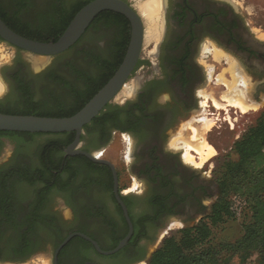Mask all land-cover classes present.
I'll use <instances>...</instances> for the list:
<instances>
[{"label":"flooded vegetation","instance_id":"af4514ba","mask_svg":"<svg viewBox=\"0 0 264 264\" xmlns=\"http://www.w3.org/2000/svg\"><path fill=\"white\" fill-rule=\"evenodd\" d=\"M91 1L0 0V14L11 27L47 38L62 20L71 19L77 9ZM123 1L136 5V0ZM163 20L165 32L159 52L156 48L152 52L154 59L142 52L121 96L83 127L79 146L74 149L114 166L118 194L133 226L129 243L115 258L108 257L116 254H99L91 242L78 235L60 248L69 236L81 233L97 241L103 250H112L127 237L131 226L117 198L112 167L83 154H69L76 132L45 134L50 138L49 147L66 144L62 153L51 151L47 161L49 169L58 165L59 176L49 174L48 178L54 193L65 198L70 217L51 206L52 196L37 209L21 205L17 180L10 179L9 203L4 205L0 200V264L27 262L37 252L39 241L51 246L50 264L149 263L150 247L162 244L170 231L191 229L210 216L222 195L220 184L207 172L201 176L186 159L185 142L189 141L185 135H191L195 114L205 111V96L200 91L207 83V74L196 57L205 44L225 52L237 73L246 79L252 92L250 102L260 109L264 104V38L257 37L258 30L249 26L245 13L230 0H166ZM127 29L132 30L127 17L104 11L61 60L57 58L62 54L39 73L18 59L22 57L18 51L13 63L2 70L10 87L6 98L0 99V110L22 108L14 104L19 100L13 94L16 89L33 100L39 113L68 116L79 111L121 66L115 58ZM100 35L107 37L105 45L95 43ZM43 92L45 100L38 99ZM116 144L120 152L115 150L117 155L106 158L105 152ZM190 153L200 159L194 151ZM18 167L0 169V178ZM5 237L13 240L9 249L1 242ZM8 250L9 257L2 258Z\"/></svg>","mask_w":264,"mask_h":264},{"label":"trees","instance_id":"16d2710c","mask_svg":"<svg viewBox=\"0 0 264 264\" xmlns=\"http://www.w3.org/2000/svg\"><path fill=\"white\" fill-rule=\"evenodd\" d=\"M79 10L75 11L71 19L62 20V23L53 29L52 36L47 38L41 37L38 33L19 31L11 27L1 14L0 17L13 31L23 37L40 42H54L64 33ZM105 13L106 15L114 14L112 12ZM127 30L124 32L115 58L120 63L124 60L131 39V30ZM0 41L2 40L0 39ZM64 54L57 59L62 58ZM18 59L21 60V57ZM16 78L17 81L21 82V78ZM16 92L24 100V106L8 111L0 110V113L43 117H69L78 112L68 116L63 114H41L38 111L37 105L34 104L33 100L26 93H23L22 90H16ZM91 99L86 101L84 106ZM44 135L43 133L0 131V144L3 137L25 139ZM65 146L66 144L61 143L52 145V147L47 146L42 152V159L39 165L27 168L20 167L21 171L14 176V178L27 182L31 187L40 185L36 189L35 196L37 199L33 203L36 209L44 203V200L48 198L49 202L51 196L53 197L56 194L53 191L54 186L50 185L51 182L48 176L49 174L59 176L60 171L58 165L49 169L47 157L55 149L58 153H62ZM233 151L235 157L225 162L224 171L218 180L222 195L212 206L210 216L196 227L183 229L180 238L174 236L167 238L161 247L153 253L149 264H227L234 255L253 251L260 253L262 264H264V113L259 118L257 125L250 128L235 143ZM5 176L3 175L0 179V200H3V204L9 198L6 195L10 190L8 182L4 179ZM54 183L55 185L58 184V180H55ZM27 194H30V192ZM238 221L240 222L242 231L235 241L216 240L214 235L217 228L229 222ZM42 234L44 233L41 232L40 236ZM40 244L41 242L39 241L36 244L37 247ZM116 246L117 244L111 249L116 248ZM116 256L117 254L108 258H115Z\"/></svg>","mask_w":264,"mask_h":264},{"label":"rangeland","instance_id":"374dc122","mask_svg":"<svg viewBox=\"0 0 264 264\" xmlns=\"http://www.w3.org/2000/svg\"><path fill=\"white\" fill-rule=\"evenodd\" d=\"M230 1L233 2L236 8H238L241 12L245 13V18L246 21L249 23V26L258 30V31L255 30V32L257 33V37L261 39L264 38V0H230ZM145 29H146V25H145ZM95 43L97 45H105L107 43V37L105 35H100L96 38ZM207 47L211 49H215V48L218 49L214 45L211 46L209 44L207 45L205 44V46L203 45L198 51L196 59L203 66V69L207 74V83L204 84L200 92L215 96L220 101L219 98L222 97V93L225 92L226 90H224L223 86L218 84V77L224 74V77L227 80L228 79L231 80L232 70L234 69L236 73L237 71L234 66V63H232L231 58H229L228 55L225 54V52H223L222 50H218L222 54V59L217 60L216 58H214L213 53L212 54L211 52L207 53V51L205 50ZM155 48H156L155 43L147 45L145 41V45L143 49L144 57H150L154 59L152 56L153 55L152 52L155 50ZM11 52L12 49L9 46L2 44V42H0V64L8 59ZM21 60L24 59L21 57ZM212 68H214L213 71L211 70ZM7 74L8 71H6L5 76ZM236 77L238 79L240 78L245 79L243 76L239 75V73L236 74ZM4 81H5L4 83L5 87L7 86V91H5L6 93L2 94V96H0V99L6 98L9 92L10 80L4 78ZM15 90L13 94L17 95L19 100L15 101L14 104L16 106L18 105L23 107L25 102L21 98V95L17 94ZM40 98L45 100L44 92L40 93V97L38 96V99ZM204 101H207L208 106L207 107L204 106L205 111L203 112V114L202 111H198L197 114H195L196 117L194 118L200 119L202 117H207L212 122H214V127L210 132H207L206 128H203L204 122L195 121L191 125L192 127H197V128L201 127L200 131L202 132V136H204L208 140V142L211 143V145H213L216 148L217 153L212 158V160H210V162H208L206 165L200 168L197 167V172L201 176H204V172H207V174L212 175L213 180H219L224 171L225 162L228 159L235 157L233 151L235 143L239 141L248 132L250 128L257 125L259 118L264 113V107H263L264 104L262 108L260 109L258 108L255 111H251L250 113L243 115L241 114V112L235 113L234 111L236 109H232V108H229L231 111L227 113L225 110L216 109L213 106V103L210 98L208 99L205 98ZM220 102L224 103V101H220ZM190 134L191 135L189 137V133H186L185 136H187L188 139L186 138L187 140L185 141H189V143H194V141L191 139L193 135L191 128H190ZM49 141L50 138L46 136H38L35 138H25V139L3 137L0 144V169H7V168L10 169L12 168V166H15L16 164L19 166L18 168L36 167L37 165H39L42 159V152L48 146ZM120 148H121L120 145L118 144L114 145L111 150L109 149L107 152H105V157L108 159L113 158L115 155H117L116 151L120 152ZM196 161L200 163L199 162L200 160L198 158L196 159ZM194 166L196 167V165ZM20 171L21 169L13 168L7 173V175L4 174V176L6 175L4 179H6V181L9 182L10 179H12L16 174H19ZM16 180L19 188V193L17 194L19 202L21 203V205H27L34 208L33 203L37 199L35 196V192L40 185L31 187V185H29L27 182L21 181L20 179L17 178ZM29 192L30 194H27ZM8 203L9 202L7 201L4 203V205ZM50 204L51 206L55 207L58 211H60L61 214L65 216V218L68 219L70 217V212L66 207V200L62 194L59 193L55 194ZM182 230H183L182 228H179L170 231V233L166 235V237L174 236L176 238H180ZM241 231L242 229L239 221L229 222L223 225L222 227L217 228L214 236L216 237L217 241L228 240L230 242H233L241 235ZM1 242L5 246H8L9 249L13 243V240L11 237H5L1 239ZM108 245H106V247H109ZM161 245L162 244H158L157 246H151L149 257H151V254L156 249H159ZM36 249L37 252L35 253V255L31 257L27 262H23L21 264H50L51 251H52L51 246L47 244H40L39 247H37ZM10 253L11 252L8 250L4 254H2L1 257L8 258ZM140 264H149V263L143 262ZM227 264H262V257L260 253L256 251L239 253L234 255Z\"/></svg>","mask_w":264,"mask_h":264},{"label":"water","instance_id":"95a60500","mask_svg":"<svg viewBox=\"0 0 264 264\" xmlns=\"http://www.w3.org/2000/svg\"><path fill=\"white\" fill-rule=\"evenodd\" d=\"M104 11H113L124 15L130 21L132 26L131 39L124 60L108 83L100 89L81 110L69 117H43L0 113V131L43 134L76 132L77 139L67 150L69 154H83L92 161L105 163L112 167L116 181L117 198L122 204L126 218L130 223V233L119 242L116 248L112 250H103L97 241L81 233L69 236L60 246V248L63 247L73 236L78 235L91 242L99 254L109 256L116 254L123 249L129 243L133 234V226L127 208L118 194L117 172L109 161L98 159L89 153L75 151L74 149L79 146V139L83 127L99 115L108 103L121 96L123 93V87L127 84L128 79L131 77L139 59L141 58L145 45L146 31L145 22L139 10L135 5L132 7L123 0H92L77 12L64 33L54 42H40L23 37L13 31L0 17V39L2 40L0 42L12 49L8 59L0 64V80L5 83L2 76V70L7 65L13 63L18 55V51H20L24 61L30 65L33 72L39 73L43 71L56 56L71 49L81 39L94 19ZM160 45L157 48L158 52ZM39 60L43 61V63L41 66L36 67L35 62ZM59 250L56 253V258Z\"/></svg>","mask_w":264,"mask_h":264},{"label":"bare ground","instance_id":"6f19581e","mask_svg":"<svg viewBox=\"0 0 264 264\" xmlns=\"http://www.w3.org/2000/svg\"><path fill=\"white\" fill-rule=\"evenodd\" d=\"M137 9L139 10L141 16L144 19L146 29H145V41L148 44L156 45V51L160 45V41L164 37L165 26L163 20V13L166 7V0H136ZM213 53L214 58L217 60L222 59V54L214 49L210 51ZM7 57V56H5ZM43 61L35 62L36 67L41 66ZM214 68L211 70L213 71ZM237 71V70H236ZM232 80H227L224 74L218 77V84L224 86L226 91L222 93V99L224 103L220 102L215 96L208 95L205 93H200L205 96L206 99L210 98L214 107L218 110H225L229 112V108L240 110L241 114H248L251 111L258 109V105L250 102L251 93L248 89V83L245 79H238L236 77V72L232 70ZM3 85V89H0V96L6 91L4 83L0 80ZM204 106H208L207 101L203 102ZM231 119V118H230ZM197 122H204L203 128H206L207 132H210L214 127V122H212L207 117H202L200 119H195ZM201 126V125H200ZM201 127H192L193 135L192 140L194 143L185 142L186 146V159L196 167H203L216 155V148L208 142V140L202 136L200 131ZM194 151L199 156L198 163L190 153Z\"/></svg>","mask_w":264,"mask_h":264},{"label":"clouds","instance_id":"9594fccd","mask_svg":"<svg viewBox=\"0 0 264 264\" xmlns=\"http://www.w3.org/2000/svg\"><path fill=\"white\" fill-rule=\"evenodd\" d=\"M0 89H3V85H2V83H0Z\"/></svg>","mask_w":264,"mask_h":264}]
</instances>
